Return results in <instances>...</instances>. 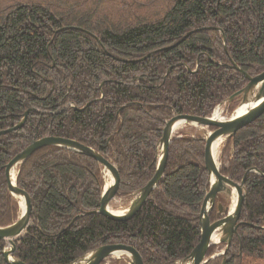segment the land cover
I'll return each instance as SVG.
<instances>
[{"label":"trees","instance_id":"obj_1","mask_svg":"<svg viewBox=\"0 0 264 264\" xmlns=\"http://www.w3.org/2000/svg\"><path fill=\"white\" fill-rule=\"evenodd\" d=\"M231 62L251 77L264 71V0H0V131L33 110L20 130L0 136V227L19 216L5 166L43 137L74 140L113 163L121 197L143 188L155 173L165 122L208 117L247 84ZM199 138L191 127L172 137L159 185L127 221L93 213L102 182L96 161L38 150L17 170L31 214L15 257L70 264L121 244L143 264L184 259L200 240L209 191ZM219 163L229 180L244 179L246 194L226 253L207 264H264V113L227 142ZM4 247L0 241V264Z\"/></svg>","mask_w":264,"mask_h":264},{"label":"water","instance_id":"obj_2","mask_svg":"<svg viewBox=\"0 0 264 264\" xmlns=\"http://www.w3.org/2000/svg\"><path fill=\"white\" fill-rule=\"evenodd\" d=\"M223 45H225L224 39ZM227 67L239 72L247 80V84L242 89L231 95L224 102L230 105L237 99L240 101L231 117L225 121H218L213 117L201 118L176 115L166 121L161 131V138L157 143V163L153 177L143 188L132 193L128 203L117 212L111 211L109 205L118 193L120 185L118 171L114 164L94 149L71 139L48 136L34 140L23 151L15 155L6 164L4 176L7 191L10 196L15 198L21 212L14 223L0 227V241L6 244V247L1 252L5 264H24L15 258L13 254L15 252V242L25 234L26 229L30 225L31 203L26 193L17 187L15 173L34 153L43 148L57 147L92 158L101 165L103 171L109 174L111 180L109 187L106 189H104L102 183L100 187V206L93 213L112 221H127L135 216L148 200L151 192L159 185L165 171L171 138L175 131L182 126L192 127L200 132L199 140L205 145L204 168L207 173L209 191L198 216L200 240L187 257L178 260L175 264H207V262L218 256L206 257L209 248L217 243L225 245L223 253L219 254L223 256L231 243L232 237L237 233L246 191L244 179L240 183H235L220 174L219 166L216 163V150L220 148L221 154L224 146L239 130L254 122L264 113V71L251 77L233 62ZM242 107L245 108L244 112L238 114L237 111ZM32 112V109L25 112L16 126L6 131H0V136L20 130L24 126L27 116ZM209 129L214 130L210 131ZM218 196L231 200L233 204L230 210L229 208L223 209L221 204H217L219 215L225 212V216L210 224L208 214L214 208L215 200ZM262 221L264 222V218ZM114 257L124 261L126 264H143L139 254L134 249L121 244L100 246L85 253L70 264H101L104 260ZM225 263V260H223L221 264Z\"/></svg>","mask_w":264,"mask_h":264},{"label":"rangeland","instance_id":"obj_3","mask_svg":"<svg viewBox=\"0 0 264 264\" xmlns=\"http://www.w3.org/2000/svg\"><path fill=\"white\" fill-rule=\"evenodd\" d=\"M237 106H238V104H237ZM237 106L234 108V110L237 108ZM224 108L225 107H223V108H220V110L221 111H224ZM234 110L232 111V113H222L221 114V117L223 118V119H228V118H230L231 117V115L233 114V112H234ZM213 113V112H212ZM181 130V129H180ZM179 130V131H180ZM174 135H175V133H174ZM219 153H220V148H217V150H216V163H217V165L218 166H220V163H219ZM18 170V169H17ZM16 175H17V171H16V173H15ZM107 173L105 172V171H103L102 170V179H103V185L105 184V182L106 181H108L109 180V178H108V176L106 175ZM129 198H130V196L129 197H121L120 195H119V193L116 195V197H115V199L110 203V209L111 210H113V211H117V210H121V208H123L127 203H128V200H129ZM233 200V199H232ZM225 205H224V207H229V210H230V208H231V206H232V203H231V200L229 201V200H225V203H224ZM227 205V206H226ZM20 208H19V216H20ZM19 216H18V218H19ZM17 218V219H18ZM16 219V220H17ZM214 246V245H213ZM215 249H214V251H213V255H211V256H214V255H219V254H221V253H223V251H224V245L223 244H215ZM108 260H112V261H114V260H117V258L116 257H114V258H109V259H107V260H104L102 263H107V264H110V262L108 263ZM101 263V264H102Z\"/></svg>","mask_w":264,"mask_h":264},{"label":"flooded vegetation","instance_id":"obj_4","mask_svg":"<svg viewBox=\"0 0 264 264\" xmlns=\"http://www.w3.org/2000/svg\"><path fill=\"white\" fill-rule=\"evenodd\" d=\"M237 104H238V103H237ZM237 104L235 105V107L237 106ZM224 107H225V108H224V113H229L228 110H227V109H228V106H224ZM235 107H234V108H235ZM212 130H214V129H211V131H212ZM112 164H113V163H112ZM115 167H116V166H115ZM102 182H103V179H102ZM102 182H101V185H102ZM101 185H100V187H101ZM118 190H119V189H118ZM118 193H119V192H118ZM118 193H117V194H118ZM122 198H123V197H122ZM225 200H226V199H225L224 197H222V196H218V197L216 198V200H215V206H214V208H213L212 211H211V212L214 211V212L218 215V217H220L219 219L222 218V215H219V213H218V207H217V204H221L223 208H226V207H224V205H225V204H224V203H225ZM226 206H227V205H226ZM211 212H210V213H211ZM219 219H217V220H219ZM208 220H209V218H208ZM217 220H215V221H217ZM215 221H213L212 223H214ZM212 223H210V224H212ZM198 229H199V228H198ZM5 247H6V244H5ZM5 247H4V248H5ZM3 250H4V249H3ZM3 250H2V251H3ZM2 251H1V252H2ZM15 253H16V242H15V252H14V254H13L14 257H15ZM15 258H16V257H15ZM109 262L111 263L112 260H108V263H109ZM106 264H107V263H106Z\"/></svg>","mask_w":264,"mask_h":264},{"label":"bare ground","instance_id":"obj_5","mask_svg":"<svg viewBox=\"0 0 264 264\" xmlns=\"http://www.w3.org/2000/svg\"><path fill=\"white\" fill-rule=\"evenodd\" d=\"M244 110H245V108L242 107L241 109H239V110L237 111V113L240 114V113L244 112ZM216 115H217V113H215V116H216ZM106 175L108 176L109 180L105 182V184H104V189L108 188L109 185H110V182H111L109 174L107 173Z\"/></svg>","mask_w":264,"mask_h":264}]
</instances>
